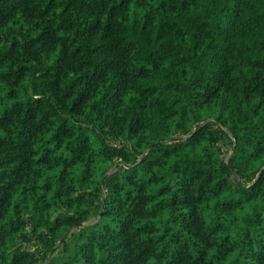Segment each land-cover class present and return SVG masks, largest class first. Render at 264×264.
<instances>
[{"label":"trees","instance_id":"16d2710c","mask_svg":"<svg viewBox=\"0 0 264 264\" xmlns=\"http://www.w3.org/2000/svg\"><path fill=\"white\" fill-rule=\"evenodd\" d=\"M263 167L264 0H0V264H264Z\"/></svg>","mask_w":264,"mask_h":264},{"label":"water","instance_id":"95a60500","mask_svg":"<svg viewBox=\"0 0 264 264\" xmlns=\"http://www.w3.org/2000/svg\"><path fill=\"white\" fill-rule=\"evenodd\" d=\"M235 146V145H234ZM228 166V165H227ZM264 168V167H263ZM106 178V177H105ZM101 214H102V212L100 213V215L99 216H101Z\"/></svg>","mask_w":264,"mask_h":264}]
</instances>
